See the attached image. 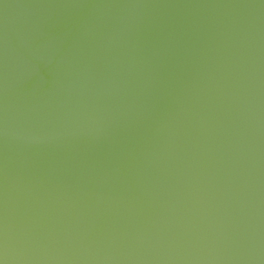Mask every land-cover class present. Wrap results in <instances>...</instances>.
Here are the masks:
<instances>
[{"label": "water", "instance_id": "1", "mask_svg": "<svg viewBox=\"0 0 264 264\" xmlns=\"http://www.w3.org/2000/svg\"><path fill=\"white\" fill-rule=\"evenodd\" d=\"M0 264H264V0H0Z\"/></svg>", "mask_w": 264, "mask_h": 264}]
</instances>
